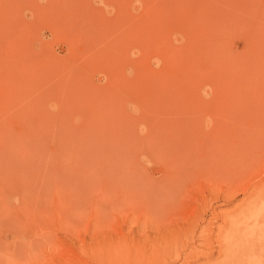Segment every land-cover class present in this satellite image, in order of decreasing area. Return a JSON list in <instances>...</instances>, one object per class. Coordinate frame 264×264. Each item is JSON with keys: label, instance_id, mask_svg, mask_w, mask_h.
I'll use <instances>...</instances> for the list:
<instances>
[{"label": "rangeland", "instance_id": "obj_1", "mask_svg": "<svg viewBox=\"0 0 264 264\" xmlns=\"http://www.w3.org/2000/svg\"><path fill=\"white\" fill-rule=\"evenodd\" d=\"M250 134L264 139V0H0V264H102V246L149 251L188 219L172 263L221 264L225 221L264 185ZM179 147L200 160L169 185L161 153ZM132 182L156 203L122 201Z\"/></svg>", "mask_w": 264, "mask_h": 264}, {"label": "bare ground", "instance_id": "obj_2", "mask_svg": "<svg viewBox=\"0 0 264 264\" xmlns=\"http://www.w3.org/2000/svg\"><path fill=\"white\" fill-rule=\"evenodd\" d=\"M178 132L179 131L177 130L176 134H178ZM250 135L252 136V134H250ZM253 135H254V137L253 136H252V138L250 137L251 138L250 142L254 146H258L260 148L262 147V145L264 146V139H262L261 137H255V136H257L255 134H253ZM168 136H169V134L167 136H165V137H168ZM246 137H248V136H246ZM241 139L242 138H240L238 140L240 141ZM180 148H182V147L175 148V151L174 150L170 151L172 148H170V150H169V148H166L167 149V152H166L167 154L165 152L161 153L163 155H167L165 162H166V166L168 167V169L166 168V171L163 173L162 180H163V178H164V180H168L167 182H169V185L170 184L175 185V181H177V180H175V181L172 180V176L169 177L168 175H172V174H175L177 172H178V174H180V173L183 172V170H185L186 164H189L190 166H192V163L194 161L197 160L196 162L198 163V161L200 160V156L198 154H196V155L194 154L195 156L194 155H189L186 158H184L183 155L186 156L185 150H184V148L182 150ZM212 148H208V150H211ZM255 148H257V147H255ZM161 150L163 151V149H161ZM150 151H151V149H150ZM216 151H217V149H216ZM229 151H231V150H229ZM151 152L153 153V151H151ZM227 152H228V150H227ZM243 152H245V151H243ZM249 152H250V150H249ZM205 153H207V152H204V154ZM208 154H209V152H208ZM208 154H206V159H207V157L210 158L208 156ZM210 154H211V152H210ZM219 154H221V153H219ZM230 154H232V153H230ZM214 156H215V153L213 154V159H211V160L213 161V163L219 164V160L222 157L220 158L217 155L215 157ZM211 157H212V155H211ZM246 159H248V158H246ZM242 161H245V160H242ZM255 161H257V160H255ZM208 162H210V161H208ZM200 163H202V161ZM203 163H205V161ZM225 163H227V162H225ZM252 163H251V165H252ZM212 165H215V164H212ZM198 167L199 168L201 167L200 164H199ZM201 168H200V170H201ZM203 169H204V167L202 168V170ZM212 169H213L212 166L209 165L208 168L204 169L203 171H207V172L210 171V173H211ZM213 172H216V171H213ZM213 172H212V174H213ZM218 172H219V170H218ZM192 173H193V171H192ZM169 180H171V181H169ZM157 182H159V181H157ZM163 183H165V182H163ZM154 185H156V184H154ZM124 186H126V191H125V194L121 196V200L122 201H127L129 199H132V200L135 199L136 201L142 202V204H143V201L147 200L146 198H147L148 193L150 192V190H145V188H144L145 184L143 185L144 187H141L140 184L132 182L129 185L127 184V185H124ZM111 187H113V186H111ZM111 187L110 186L109 187H103V185H102V218H103V212H104V210L106 208V204H107L106 203V198L107 197L109 198V194H112V191H111L112 188ZM259 187L258 188L254 187L253 191L251 192L252 197H253V195L255 193L254 200L251 201L250 203H248L246 206H244L245 207L244 209L242 208V210H241L239 208V214L237 216H235V217L233 216L232 218L229 217V219H227L228 221L227 222L225 221V224L226 223L228 224V228H227V231L225 230L226 232L223 231V232H225L223 234V237L221 236L222 238H219V239H221V244H220L219 248L217 247L218 248L217 254H219V255L221 254L220 256L222 257V261L220 262L221 264H264V185H262L260 188ZM170 188H169V190H171ZM178 188H179V186H178ZM173 189H174V187H173ZM234 189H236V188H234ZM161 190L160 191L158 190L159 191L158 192L159 196H160L161 193L163 194V192L165 191V189L162 192H161ZM154 191H155V189H154ZM166 191H167V188H166ZM255 191H257V192H255ZM170 192H172V190ZM164 193L166 195V192H164ZM155 197H156V195H155ZM158 197H157V199H159ZM162 197L160 198V200L162 199ZM148 198H149V196H148ZM157 199H156V201H157V205H158L159 204L158 201H160V200H157ZM152 201H153V198H152L151 202ZM154 201L152 202L153 204L156 203V202L154 203ZM148 202H150V200ZM153 204H151V205L149 204L148 206L149 207H151V206L153 207ZM160 207H162V206H160ZM156 209H159V208H156ZM149 211H150V208H149ZM145 213L143 215H141V219L142 218L145 219L144 218L145 215L149 216L147 214L148 213L147 211ZM158 213H160V212H158ZM150 215H152V213ZM152 216L154 218V214ZM156 216H157V214H156ZM159 218H161V216H159ZM149 219H148V221H149ZM154 221L155 220H153L152 222L154 223ZM156 223L157 222H155V224ZM158 225H159V223H157V226ZM248 225L252 226L251 229H247L246 228V227H249ZM196 226H197V220L196 219H194V221H190V219H188L185 223H178L175 226L177 228L179 227L178 229H173V230L169 229V230H167L168 229L167 228L166 230H164V228H160V227L159 228L158 227L155 228V229H159V230H156V234L154 235L155 237L153 236L154 238L153 237L152 238H150V237L147 238L148 240H150L153 243V246L151 247V249L149 251H145L144 248L143 249H139L138 248L137 251L134 250V254H133V253L129 252L128 250L118 251L117 247H116L117 245H115V246L111 245L112 248L114 249V256L112 257L111 253L107 249H105L104 246H102V264H173L172 263L173 261L179 260V258L181 257L180 249H182L184 247L183 245H184L185 241L188 242V240L193 241L195 239ZM223 226L225 228V225H223ZM183 228L185 230L183 232V236H185V237L183 238V242L182 241L178 242L183 237L182 234L180 233L182 231L181 229H183ZM178 232L180 234L177 235L179 237H177V239H176V234H178ZM153 234H154V232H153ZM180 236H182V237L180 238ZM201 237L203 238V236H201ZM204 242H205V239H204ZM118 252H120V253H118Z\"/></svg>", "mask_w": 264, "mask_h": 264}]
</instances>
